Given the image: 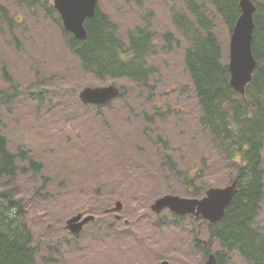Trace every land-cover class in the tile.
Segmentation results:
<instances>
[{
    "label": "rangeland",
    "instance_id": "obj_1",
    "mask_svg": "<svg viewBox=\"0 0 264 264\" xmlns=\"http://www.w3.org/2000/svg\"><path fill=\"white\" fill-rule=\"evenodd\" d=\"M98 5L123 38L150 12L156 32L182 38L171 17L182 0H98ZM47 7L55 9L54 0H0V90H9L11 80L19 94L15 99L0 94V127L11 150L25 153L16 176L0 180V192L15 189L22 200L38 264H207L196 246L194 219L177 220L170 210L156 214L151 208L167 193L194 198L170 172L169 158L180 170L205 159L201 179L208 187L227 186L236 172L200 124L184 51L163 49L157 40L149 87L100 80L81 69L64 43L58 11L50 14ZM1 8L15 21H7ZM216 33L229 62L231 34L219 18ZM113 84L127 93L108 105L86 106L79 99L84 88ZM31 162L42 164L39 172ZM118 201L123 209L110 212ZM79 212L97 221L73 235L67 220ZM199 224L198 239L209 240L206 223ZM256 225L264 233V202ZM219 250L214 241L212 253ZM225 264L248 263L235 252Z\"/></svg>",
    "mask_w": 264,
    "mask_h": 264
},
{
    "label": "trees",
    "instance_id": "obj_2",
    "mask_svg": "<svg viewBox=\"0 0 264 264\" xmlns=\"http://www.w3.org/2000/svg\"><path fill=\"white\" fill-rule=\"evenodd\" d=\"M26 1L30 4L35 0ZM252 1L256 6L252 50L257 67L244 96L230 85L229 64L224 61L216 33V18L232 33L241 16L240 0H182V7L171 11L172 22L182 38L171 31L156 32L151 12L140 25L129 28L123 38L117 23L98 7L96 16L85 23L87 38L78 40L65 31L56 14L66 47L78 57L84 72L100 80H128L149 87L156 74L149 60L158 52L157 40L163 41V49L184 51L185 68L201 107L200 124L223 158L235 167L229 181L238 179V191L223 219L217 224L205 222L209 232L206 243L198 239L200 224L194 222L193 226L196 246L205 258L212 252L213 242L219 243L218 264H225L235 252L248 264H264V233L256 225L264 202V0ZM1 9L7 21H15L5 8ZM46 9L55 13L53 7ZM10 85L9 90H0L2 98L18 97L16 84L10 80ZM126 93L124 87L120 98ZM159 140L163 141L162 137ZM21 157L25 153L11 150L0 127V180L16 176ZM169 162L170 172L187 193L194 197L206 193L209 187L201 179L208 168L205 159L198 167L185 170L177 168L170 158ZM31 166L39 172L42 164L31 162ZM0 264H38L33 232L15 189L0 192Z\"/></svg>",
    "mask_w": 264,
    "mask_h": 264
},
{
    "label": "water",
    "instance_id": "obj_3",
    "mask_svg": "<svg viewBox=\"0 0 264 264\" xmlns=\"http://www.w3.org/2000/svg\"><path fill=\"white\" fill-rule=\"evenodd\" d=\"M55 9L58 11L64 29L73 34L78 40L87 38L85 23L97 14L98 0H54ZM241 16L234 26L230 40L229 71L231 75L230 85L239 94L245 95L247 86L252 82L257 61L253 55L252 45L254 39L256 6L252 0H240ZM120 88L115 85L105 87H87L79 95L85 104L105 105L118 98ZM238 191V180L226 187L210 188L201 198H182L172 194L165 195L155 201L151 206L155 213H161L166 209L177 215H194L197 219L203 218L210 223H219ZM123 204L118 201L115 211H121ZM94 216L83 217L78 214L67 222V228L73 234H79L83 227ZM162 264H170L163 261ZM207 264H217L215 254H211Z\"/></svg>",
    "mask_w": 264,
    "mask_h": 264
},
{
    "label": "bare ground",
    "instance_id": "obj_4",
    "mask_svg": "<svg viewBox=\"0 0 264 264\" xmlns=\"http://www.w3.org/2000/svg\"><path fill=\"white\" fill-rule=\"evenodd\" d=\"M41 78V77H40Z\"/></svg>",
    "mask_w": 264,
    "mask_h": 264
}]
</instances>
